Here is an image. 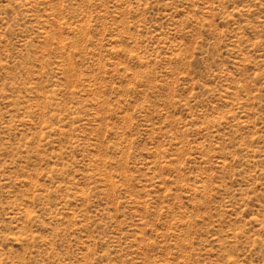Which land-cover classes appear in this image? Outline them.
Masks as SVG:
<instances>
[{
  "label": "rangeland",
  "instance_id": "1",
  "mask_svg": "<svg viewBox=\"0 0 264 264\" xmlns=\"http://www.w3.org/2000/svg\"><path fill=\"white\" fill-rule=\"evenodd\" d=\"M0 264H264V0H0Z\"/></svg>",
  "mask_w": 264,
  "mask_h": 264
}]
</instances>
